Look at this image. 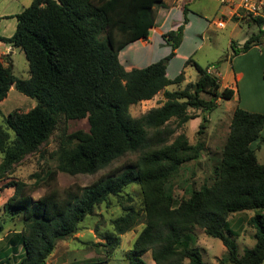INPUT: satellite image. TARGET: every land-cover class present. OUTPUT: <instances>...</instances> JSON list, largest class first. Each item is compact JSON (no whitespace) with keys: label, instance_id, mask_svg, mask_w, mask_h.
Instances as JSON below:
<instances>
[{"label":"trees","instance_id":"16d2710c","mask_svg":"<svg viewBox=\"0 0 264 264\" xmlns=\"http://www.w3.org/2000/svg\"><path fill=\"white\" fill-rule=\"evenodd\" d=\"M165 5L164 0H32L14 15L18 20L14 34L0 35V41L22 48L30 64V76L25 79L14 74L8 55V64L0 60V177L39 151L62 118H87L90 129L64 133L55 151L57 166L48 172L50 182L59 172L93 174L128 153L141 152L137 160L118 172L63 192L53 188L38 199L26 190L25 182H9L15 192L2 208L11 217L21 216L23 225L6 235V255L17 253L22 246L24 253L18 264H47L59 240L77 233L80 222L94 214L99 205L110 203L111 197L123 198L132 183L141 186L145 226L126 264H146L143 255L147 251L156 264H205L202 252L188 236L196 227L223 241L226 253L221 261L264 262V164L252 146L258 138L264 139V112L237 106L214 183L191 189L180 201L171 191L181 166L199 157L204 143L199 140L191 144L185 133L167 142L163 129L173 119L182 126L197 117L199 114L191 109L210 113L220 98L234 95L232 87H222L220 77L198 63L196 81L184 88H167L185 80L184 71L170 78L167 69L182 43L189 4L178 27L163 34L172 46L168 55L131 69L120 60V52L129 44L148 39L158 11ZM253 23L259 32L251 34L239 48L232 41L234 54L263 43L259 21ZM13 85L35 98L37 104L5 115L2 102ZM161 91L165 97L162 105L141 116L131 114V105L150 100ZM202 121L200 135L208 116ZM122 205L125 212L112 220L113 230L105 237L108 256L119 246L121 235L142 222L134 206ZM246 210L256 212L251 218L257 227L256 243L240 255L236 240L227 230L230 215ZM4 229L0 224V235Z\"/></svg>","mask_w":264,"mask_h":264},{"label":"rangeland","instance_id":"374dc122","mask_svg":"<svg viewBox=\"0 0 264 264\" xmlns=\"http://www.w3.org/2000/svg\"><path fill=\"white\" fill-rule=\"evenodd\" d=\"M20 1L26 6H29L32 2V0H28V2ZM188 2L191 9L189 12L191 23L186 26L182 44L176 55L168 63V75L174 78L181 71H184L185 80L180 84H170L167 88L170 90L184 88L188 83L196 81L199 77L196 65L198 63L204 68L208 67L210 71L217 74L223 83L222 87L234 86L237 90H241L242 97L247 102L252 97L251 95L247 97L245 94L244 89L248 83L240 82L236 78L238 68L241 66L248 68L249 74L255 78L251 85L255 91L252 92L253 96L255 98H264V56H261L264 52V38L261 39L263 43L253 46L249 50L247 57H241L236 61V55L241 56L244 52L234 54L232 47V41L235 42L236 48L243 46L246 38L253 33L259 32L258 26L253 22L237 21L231 18L227 20V17L225 18V26L220 28L214 21L223 17L221 10L226 9L221 2L218 0H188ZM177 10V8H174L171 12L172 14L170 13L171 15L168 17L167 22L168 27L177 21L179 13ZM162 16L161 14L158 18L159 27L162 25ZM151 40V43L146 46H142L141 42H137L135 47L136 51L139 50L142 54L147 55V63L155 62L165 57L172 50V46L165 39V42L164 40L161 41V37L155 32ZM2 46H4V43H0V48ZM127 53L131 54V56L133 55L132 51H127ZM8 56L13 63L14 74L20 78H28L30 76V64L25 51L18 47L15 48L14 54H8ZM1 57L0 49V59ZM125 57V52L122 51L121 58L123 62ZM190 58L193 60L188 61ZM4 62L8 64L7 59ZM164 100V91H161L150 100L131 105L130 112L134 116H141L151 108L162 105ZM36 104L37 100L35 98L25 95L13 85L8 96L2 102V111L5 115H8L16 109L26 111ZM237 104V98H220L218 105L210 113L191 109V112H197L199 115L182 126H178L177 120L173 119L168 123L167 129H163L164 133L162 135L167 142H172L179 134L185 133L191 144H196L199 140L204 143L199 157L184 163L178 175L173 178L171 191L177 201L189 196L188 191L191 189L200 188L205 183L209 185L214 183L215 171L222 159L223 147L230 131L233 112ZM204 115L208 116L209 121L206 123L204 133L200 135L198 130L203 122ZM78 129L89 131L90 125L87 118L68 121L62 118L48 142L39 151L27 155L23 160L15 164L12 172L0 177V224L5 227L2 235H0V250L7 242L6 235L14 230H20L23 225L21 216L11 217L2 208L4 203L15 192L13 186H8L9 182H25L26 190L34 199H38L53 188L63 192L72 186L88 185L102 175L122 170L141 155V152L128 153L113 161L108 167L93 174L71 175L59 172L57 178L50 182L48 172L57 166L58 161L55 151L64 133H71ZM253 146L257 150L259 161L264 164V139L258 138L253 142ZM2 161L3 155L0 154V171ZM142 199L141 186L138 183H132L123 192V198L113 196L110 203L99 205L94 214L87 216L84 221L80 222V230L77 233L58 241L48 263L56 264L62 260L65 264H82L83 262L126 264L128 262V253L133 249L136 238L145 226L143 223ZM121 200L123 203H121ZM122 204L134 206L140 212L142 222L133 229L123 233L119 246L112 255L108 256L106 254L108 247L105 245V237L108 232L113 230L112 220L125 212ZM255 214L254 210H246L234 213L229 217L227 233L236 240L240 255L244 254L245 249L253 247L256 243L255 234L257 227L251 222V218ZM188 236L191 244L202 252L205 264H232L228 260L221 261V258L226 253V246L220 238L208 235L201 227H196ZM9 254L8 256L5 253L0 255V264H18L20 256H15L13 253ZM143 258L146 264H156L151 251L146 252Z\"/></svg>","mask_w":264,"mask_h":264},{"label":"crops","instance_id":"0c3cea01","mask_svg":"<svg viewBox=\"0 0 264 264\" xmlns=\"http://www.w3.org/2000/svg\"><path fill=\"white\" fill-rule=\"evenodd\" d=\"M23 1L28 2V0H23ZM164 2L166 5H165V7H161L159 9L158 17L156 20V25L150 29V34H149L148 39L147 40H145L143 38L138 39L137 41H134L133 43L129 44L126 48H124L122 50L125 52V55H126L124 62L121 58L122 51L120 52V55H119L120 60H121V62H123L124 66L127 69H131L133 67H144V66L152 63L150 61H149L150 63H147V60H146L147 55L142 54V52H140L139 50H137V51L135 50V47L137 46V44H136L137 42H141L142 46H146V45L150 44L152 41L151 39H152L154 32L157 33L161 37V41H163L164 40L163 34L167 31L171 30V29L177 28L178 25L183 21V19H184V7L186 4H189L188 0H164ZM223 6L226 8L225 10H221V14H222L223 18L228 17L227 20L229 18H231V19H235L237 21H247V22H251V23L253 22L247 18H239L237 16H231L230 15V9L225 5H223ZM26 7H27L26 4L22 3L20 0H0V35L9 37V36H12L14 34V32L16 31V28H17V23H18V20L14 15H16L17 13H20ZM174 8L178 9L177 10L179 12L178 13V19H177V21L173 22L170 27H168L167 26L168 17L172 14L171 12L174 10ZM180 9H182V11H180ZM161 14L163 15L162 16V25H161V27H159L158 26V18H159V15H161ZM188 17H189V13H188ZM215 22H216V20L214 21V23ZM190 23H191V19L189 17V21L186 24V26H188ZM186 26H185V29H186ZM220 28H222V27H220ZM184 32H185V30H184ZM246 39H245V41H246ZM164 42H165V40H164ZM0 43H4V46H2L0 48L1 49V55H2L0 60L5 61L6 56L8 54H14L15 48H18V47H15L11 43H6L3 41H0ZM180 46L178 47V49L180 48ZM127 51H130V52L132 51L133 55L131 56V54L127 53ZM248 54H249V50L247 52L242 53L241 56L236 55L235 61L237 59H240L241 57H243V58L247 57ZM261 56H264V52L261 54ZM145 62H146V64H145ZM167 74H168V69H167ZM170 78H172V77H170ZM236 78L240 82L244 81L245 83L246 82L248 83V85L244 89L245 94L247 97H249V95L252 96L247 102H245L243 97H242L241 90H239V89L237 90L234 86L233 87L231 86L234 89L233 99H236V98L238 99L237 106H241L247 110L254 111V112H264V98H257V97L255 98L253 96L254 94L252 92H255V91H254V87L253 86L251 87V85L253 84V81L255 80V78H253V76L249 74L248 68L246 69V68H243L240 66L238 68V73L236 75ZM220 82H221V84H223L221 81V78H220ZM263 131H264V128H263ZM252 146H253V143H252ZM8 250H9V246L6 242V244H4V246L1 247L0 255L4 254V253L7 254ZM23 253H24V250H23L22 246H20L18 249V252L13 253V254L15 256H20V258H21L23 256ZM20 258H19V260H20ZM47 264H49V263H47ZM56 264H65V263L62 262V260H60L59 263H56Z\"/></svg>","mask_w":264,"mask_h":264},{"label":"built area","instance_id":"2783aa9c","mask_svg":"<svg viewBox=\"0 0 264 264\" xmlns=\"http://www.w3.org/2000/svg\"><path fill=\"white\" fill-rule=\"evenodd\" d=\"M230 9L231 16L259 21V27L264 32V0H218ZM218 27L225 26V18H218Z\"/></svg>","mask_w":264,"mask_h":264}]
</instances>
